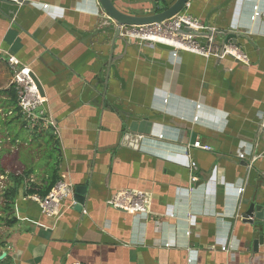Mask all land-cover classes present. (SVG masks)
<instances>
[{
    "label": "crops",
    "instance_id": "0c3cea01",
    "mask_svg": "<svg viewBox=\"0 0 264 264\" xmlns=\"http://www.w3.org/2000/svg\"><path fill=\"white\" fill-rule=\"evenodd\" d=\"M113 1L141 15L175 0ZM184 10L217 30L220 45L234 34L250 64L115 39L98 0H0V47L32 69L55 123L45 128L56 157L39 167L40 157L28 160L26 182L46 186L57 163L60 178L88 186L87 213L75 204L58 219L23 190L7 212L2 191L0 261L264 264L258 227L243 220L252 202H264V0H190ZM12 76L0 56L1 106ZM12 109L2 129L11 141ZM124 189L148 192L152 215L107 203Z\"/></svg>",
    "mask_w": 264,
    "mask_h": 264
},
{
    "label": "built area",
    "instance_id": "2783aa9c",
    "mask_svg": "<svg viewBox=\"0 0 264 264\" xmlns=\"http://www.w3.org/2000/svg\"><path fill=\"white\" fill-rule=\"evenodd\" d=\"M1 1L11 2L21 7L28 0ZM188 6L189 3H187L186 7ZM185 28H191L192 32L180 33V31ZM209 31H215V29L187 13L185 10H182L160 23L122 25L120 35L127 39L139 40L140 42H149L152 44L162 42L169 44L174 47L173 56L175 57L178 56L179 50H185L203 55L207 58L210 56H216L218 58L231 56L239 62L247 65L250 64L249 56L237 45V43L230 39L222 46L217 42L214 35L208 34ZM0 56L8 63L13 71L11 85L16 91L20 111L27 121L28 126H33L31 128H36L41 125L55 126L54 121L47 115L46 110L43 108L47 102V97L41 92L33 76L32 69L1 47ZM260 128L264 131V112L260 117ZM193 146L210 149L207 145H201L200 141H195ZM191 167L192 169H196L197 164L193 161ZM198 179L196 175L192 176V181H197ZM74 195V183L62 176L46 196L34 193L32 199L39 204L42 212L46 216L58 219L68 208L77 204ZM68 200L72 201L67 206L66 203ZM107 203L138 219L147 218L149 215H152L151 197L148 192L144 190L124 189L118 195L110 197ZM83 212L87 213L85 209Z\"/></svg>",
    "mask_w": 264,
    "mask_h": 264
},
{
    "label": "water",
    "instance_id": "95a60500",
    "mask_svg": "<svg viewBox=\"0 0 264 264\" xmlns=\"http://www.w3.org/2000/svg\"><path fill=\"white\" fill-rule=\"evenodd\" d=\"M98 1L103 11L109 17V19L113 20L114 24L116 25L115 39L123 38V36L120 35L122 25H142V24H148L154 22L160 23L163 20L168 19L174 16L175 14L181 12L182 10H184L187 3L190 2V0H175L172 4L168 5L164 10L160 12H152L148 14L139 15V14L128 13L126 11L119 9L113 0H98ZM189 32H192L191 28H185L180 31V33H189ZM208 34L217 36L218 31L217 30L209 31ZM224 35H225V39L221 43L222 46H224V44L228 40L235 37V35L232 33H224ZM156 45L164 49L174 50L173 46L166 43L157 42ZM33 76L35 77V80L41 92L44 93L39 79L34 73ZM87 191H88V186L86 185L76 186L74 197L77 201L76 208L79 210H83ZM243 218L245 222L252 224L255 228L258 227V229H255L257 239H254L253 241L254 247L257 249V247L260 244H263L264 242V233L263 234L259 233L260 226H263L264 229V202L263 203L252 202L248 207V209L243 213Z\"/></svg>",
    "mask_w": 264,
    "mask_h": 264
},
{
    "label": "rangeland",
    "instance_id": "374dc122",
    "mask_svg": "<svg viewBox=\"0 0 264 264\" xmlns=\"http://www.w3.org/2000/svg\"><path fill=\"white\" fill-rule=\"evenodd\" d=\"M4 110L5 108L0 105V117L4 120H7L9 116L6 115L7 113L4 112ZM40 127H43V129L45 130L44 132L41 131V135H37L38 130L34 131L30 128L23 127L22 120H19V122L13 125V127H10L11 135H13V137L18 136V138H20L19 142L13 143L8 139L10 136L8 128L6 136L7 138L4 139V135H6V132L2 131V129H4L5 127H3V124L0 123V166L3 165L7 169V172L15 171L17 173H22L23 170L27 167L28 160H31L33 162L40 157L35 164L36 167H39L40 165L46 164V162L50 158H52L51 161L55 159L54 157H56V152L53 150L55 148V145L54 143H52L51 138L49 137L51 134V129H46V125H41L37 127L39 131ZM5 145H7V148ZM6 149L7 156H5V159L1 160L6 154ZM1 176L2 175L0 171V195L2 194L5 186L9 183L7 173L6 176ZM2 201V197L0 196V203H2Z\"/></svg>",
    "mask_w": 264,
    "mask_h": 264
},
{
    "label": "trees",
    "instance_id": "16d2710c",
    "mask_svg": "<svg viewBox=\"0 0 264 264\" xmlns=\"http://www.w3.org/2000/svg\"><path fill=\"white\" fill-rule=\"evenodd\" d=\"M166 8V6H155L154 9L152 10V12H160L162 10H164ZM1 93H8L10 94L11 99L9 101L5 100L2 105L5 108V111L7 112V110L11 107H13V113H15V117H13L12 121H18L22 120V126H26L30 129L38 130V134L37 135H41L42 132L41 130L39 131V129L36 127L31 128L30 126H28L27 121L23 118L22 113L20 112V107L18 105V101H16L17 99V94L16 91L14 89V87H11L8 91H3ZM7 104L9 105L7 108ZM0 123L4 124V123H9L6 122L3 118L0 117ZM39 127V126H38ZM52 137V134L50 135ZM18 136L14 137L12 142H16L18 140ZM54 150H57L56 148ZM50 167V173H49V178H47L45 181L47 184H45L46 186L44 187H39L34 189V185L30 182L27 183L26 179L30 176L31 174V169L30 170H25L23 173H17L15 171H10L7 172V177L9 179V183L5 186L4 190H3V197L5 199V205L7 207V212L14 207L15 204V200L16 198L21 194V190L24 191V194L30 193V194H34V193H39L42 196H46L54 187V185L56 184V182L60 179V175L58 173V166L57 163H53L49 165ZM0 171L1 174H6V169L5 167L2 165L0 166ZM27 188V189H26ZM9 222V221H8ZM0 264H9L8 263V258L7 261H0Z\"/></svg>",
    "mask_w": 264,
    "mask_h": 264
},
{
    "label": "bare ground",
    "instance_id": "6f19581e",
    "mask_svg": "<svg viewBox=\"0 0 264 264\" xmlns=\"http://www.w3.org/2000/svg\"><path fill=\"white\" fill-rule=\"evenodd\" d=\"M169 43H171V42H169ZM172 43H174V42H172Z\"/></svg>",
    "mask_w": 264,
    "mask_h": 264
}]
</instances>
